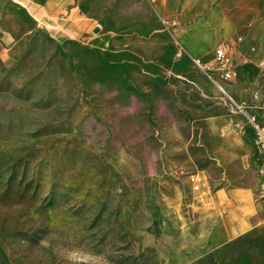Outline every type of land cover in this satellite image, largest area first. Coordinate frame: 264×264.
Wrapping results in <instances>:
<instances>
[{"label": "rangeland", "instance_id": "rangeland-1", "mask_svg": "<svg viewBox=\"0 0 264 264\" xmlns=\"http://www.w3.org/2000/svg\"><path fill=\"white\" fill-rule=\"evenodd\" d=\"M75 2L82 34L58 40L0 0L15 38L0 58V264H264L252 131L191 62L193 80L168 74L177 29L223 0ZM252 24L227 37L245 62L226 87L249 105L264 103Z\"/></svg>", "mask_w": 264, "mask_h": 264}, {"label": "crops", "instance_id": "crops-1", "mask_svg": "<svg viewBox=\"0 0 264 264\" xmlns=\"http://www.w3.org/2000/svg\"><path fill=\"white\" fill-rule=\"evenodd\" d=\"M9 1L21 6L33 19L37 27L49 32L58 40H67L74 34L77 36L82 34L77 28L78 24L81 22L82 16L78 11L75 0ZM204 1L205 0H190L191 7L198 3L202 5ZM230 9L232 10V14L228 18L229 22L220 24V16L224 15L225 11ZM5 16V13L0 7L1 59L9 57L10 48L15 40L13 31L7 25V23H5ZM260 17L263 20V25L252 24V28L249 29L253 38L258 37L261 34V30H264V0H223L222 5L218 6L217 9L207 16H201L197 18L194 24L188 29H177V33H175V35L183 45L185 53L179 59L173 60L168 74L171 73L187 79L194 78L195 75H189L191 57L211 56L215 46L218 45L219 42L223 41L234 42L237 46L242 45V40L238 41L239 37L233 40H227V37H230L233 33H238L241 31L247 21H254ZM238 49L240 51V48ZM233 117L234 118L232 121L234 122V126L236 125L237 121L242 120L240 116L236 114H233ZM240 131L244 133V131ZM262 179L264 181V178ZM226 220L228 219L226 218ZM231 222V227H234L233 219H231ZM233 237L234 234L230 233H227V235H222V244L226 243Z\"/></svg>", "mask_w": 264, "mask_h": 264}, {"label": "built area", "instance_id": "built-area-1", "mask_svg": "<svg viewBox=\"0 0 264 264\" xmlns=\"http://www.w3.org/2000/svg\"><path fill=\"white\" fill-rule=\"evenodd\" d=\"M241 40L242 37H239L238 41ZM184 53L185 49L180 44L177 55L181 57ZM190 62L193 70L201 72L227 98L231 113L240 116L242 120L236 122V128L242 131L250 128L252 131V142L257 154V173L264 178V103L249 105L238 102L226 87L227 83L236 80L238 68L245 62L241 59L237 45L229 41L220 42L209 58L193 56ZM261 63L264 65V60ZM191 180L195 189L205 184L203 177L198 174L193 175Z\"/></svg>", "mask_w": 264, "mask_h": 264}, {"label": "water", "instance_id": "water-1", "mask_svg": "<svg viewBox=\"0 0 264 264\" xmlns=\"http://www.w3.org/2000/svg\"><path fill=\"white\" fill-rule=\"evenodd\" d=\"M99 30H100L99 27H96V28L94 29L95 32H99Z\"/></svg>", "mask_w": 264, "mask_h": 264}]
</instances>
